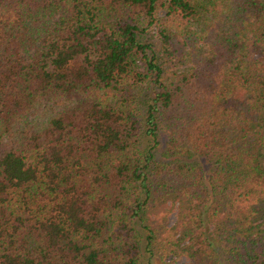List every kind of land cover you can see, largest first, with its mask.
I'll return each mask as SVG.
<instances>
[{
    "label": "trees",
    "instance_id": "obj_1",
    "mask_svg": "<svg viewBox=\"0 0 264 264\" xmlns=\"http://www.w3.org/2000/svg\"><path fill=\"white\" fill-rule=\"evenodd\" d=\"M153 257L264 264V0H0V264Z\"/></svg>",
    "mask_w": 264,
    "mask_h": 264
},
{
    "label": "rangeland",
    "instance_id": "obj_2",
    "mask_svg": "<svg viewBox=\"0 0 264 264\" xmlns=\"http://www.w3.org/2000/svg\"><path fill=\"white\" fill-rule=\"evenodd\" d=\"M168 206V204H166ZM167 206H161L159 208V210L155 211L156 213L152 214L151 217L154 219V222H161L163 227H165V229H171L170 227H172V225L176 222L175 218H176V215H175V211L174 209H171V208H167ZM172 230H175L177 231L178 229L175 227L174 229ZM171 257V256H168L166 258V260ZM184 260V256L182 257H179L176 259V262H182ZM150 264H161V262L157 259V258H152L150 260Z\"/></svg>",
    "mask_w": 264,
    "mask_h": 264
}]
</instances>
